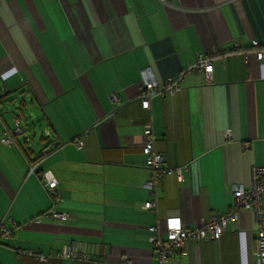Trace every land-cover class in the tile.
<instances>
[{
    "label": "crops",
    "instance_id": "0c3cea01",
    "mask_svg": "<svg viewBox=\"0 0 264 264\" xmlns=\"http://www.w3.org/2000/svg\"><path fill=\"white\" fill-rule=\"evenodd\" d=\"M254 40L264 43V0H0V110L19 99L51 132L44 144L6 145L0 111V227L13 230L0 264H158L150 227L172 214L194 228L230 210L231 185L249 188L252 168L264 165V62ZM198 54L214 57L213 83L192 71L180 91L142 108L143 69L164 82ZM147 123L166 165H188L182 182L157 179L154 211L142 209L155 178L142 152ZM54 144L38 172L56 177L57 207L28 176L31 159ZM53 207L68 219L44 217ZM66 245L88 260L16 252L51 256ZM257 253L255 217L241 211L220 240L188 242L168 264H254Z\"/></svg>",
    "mask_w": 264,
    "mask_h": 264
},
{
    "label": "built area",
    "instance_id": "2783aa9c",
    "mask_svg": "<svg viewBox=\"0 0 264 264\" xmlns=\"http://www.w3.org/2000/svg\"><path fill=\"white\" fill-rule=\"evenodd\" d=\"M252 51L259 61L264 62V43L257 40L252 41ZM234 51H240L241 46L237 43L233 47ZM198 70L203 73L205 82L207 84L213 83L214 80V57H204L201 54L197 55L196 61L183 68L179 75L170 78L164 82H159L153 76L150 68H145L141 71L144 82L141 87L139 99L142 108L145 110L150 109V100L156 96H165L166 94L174 95L180 91V81L192 71ZM113 103H118L116 94L111 95ZM21 116L14 118V128L5 127L3 129V137L1 142L6 145H14L16 139L23 137L25 141H29L27 134L28 127L24 124ZM86 133V132H85ZM51 136L50 130H44L43 137L48 139ZM229 137V133H227ZM76 145L79 149L83 148V143L80 139L76 140ZM61 144H54L50 148L41 151L40 156L31 159L28 176L38 175L42 182L43 187L47 191L49 197L52 199L55 207L58 205L57 186L58 181L51 171L38 172V165L46 159L53 152L58 150ZM142 152L146 157L147 167L154 172L155 178L146 182V189L149 193V199L143 204V210L154 211L157 208V195L156 185L157 179L164 175H175L179 182L184 180V173L188 170V165L183 166H168L166 165L165 157L155 152L154 139L152 133V126L147 123L143 130ZM252 183L249 188L242 184H232L231 193L234 198L233 207L230 210L224 211L219 215L213 216L208 219H203L201 224L194 228H185L178 216L170 214L162 229L158 227H150L149 231L155 233L150 237L149 243L151 244L158 264H168L169 260L177 253H181L188 242L200 243L207 240H220L227 232L229 222L236 221L241 211H250L253 213L257 226V246L258 253L254 264H264V165L254 166L251 171ZM44 217L58 220H67L66 213L59 212L56 208H52L43 214ZM179 218V230L170 222ZM41 217L35 219V222H40ZM14 227L16 224L12 221ZM13 230L9 229L6 225L0 227V244L12 238ZM16 250V249H15ZM19 255H28L43 262H50L53 259H65L73 261L88 260V256H79L74 249L66 245L57 255L43 256L32 251L16 250ZM129 264V261H126Z\"/></svg>",
    "mask_w": 264,
    "mask_h": 264
},
{
    "label": "rangeland",
    "instance_id": "374dc122",
    "mask_svg": "<svg viewBox=\"0 0 264 264\" xmlns=\"http://www.w3.org/2000/svg\"><path fill=\"white\" fill-rule=\"evenodd\" d=\"M19 96H17L18 98ZM13 97H7L6 99H3V106L1 107V112L4 117V120L9 124L11 128H14V118L15 116H21L23 119L24 124L27 122L28 131L27 134L29 135L31 139V145L32 141H39L43 136V130L39 125L40 123L37 121V118L34 116H30V112L25 111V108H21V110L18 108L20 106L19 99L13 100ZM24 139L23 137H20ZM44 144V142H41Z\"/></svg>",
    "mask_w": 264,
    "mask_h": 264
},
{
    "label": "clouds",
    "instance_id": "9594fccd",
    "mask_svg": "<svg viewBox=\"0 0 264 264\" xmlns=\"http://www.w3.org/2000/svg\"><path fill=\"white\" fill-rule=\"evenodd\" d=\"M175 221H177L178 222V224H179V226H180V221H179V218H177ZM172 222H170V227H172ZM177 228V230H179V227H176Z\"/></svg>",
    "mask_w": 264,
    "mask_h": 264
},
{
    "label": "snow or ice",
    "instance_id": "6c2138e0",
    "mask_svg": "<svg viewBox=\"0 0 264 264\" xmlns=\"http://www.w3.org/2000/svg\"><path fill=\"white\" fill-rule=\"evenodd\" d=\"M172 224H173L174 227H179V224H178L177 221H172Z\"/></svg>",
    "mask_w": 264,
    "mask_h": 264
},
{
    "label": "trees",
    "instance_id": "16d2710c",
    "mask_svg": "<svg viewBox=\"0 0 264 264\" xmlns=\"http://www.w3.org/2000/svg\"><path fill=\"white\" fill-rule=\"evenodd\" d=\"M0 104H1V99H0ZM23 107H24V103H20V106L18 108L21 110V108ZM15 117H18V116H15Z\"/></svg>",
    "mask_w": 264,
    "mask_h": 264
},
{
    "label": "water",
    "instance_id": "95a60500",
    "mask_svg": "<svg viewBox=\"0 0 264 264\" xmlns=\"http://www.w3.org/2000/svg\"><path fill=\"white\" fill-rule=\"evenodd\" d=\"M6 95H7V92H5L4 95L0 97V99L4 98Z\"/></svg>",
    "mask_w": 264,
    "mask_h": 264
}]
</instances>
